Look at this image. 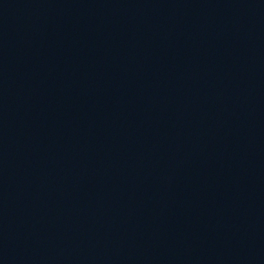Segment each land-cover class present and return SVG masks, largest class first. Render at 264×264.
Returning a JSON list of instances; mask_svg holds the SVG:
<instances>
[{"label": "water", "instance_id": "95a60500", "mask_svg": "<svg viewBox=\"0 0 264 264\" xmlns=\"http://www.w3.org/2000/svg\"><path fill=\"white\" fill-rule=\"evenodd\" d=\"M0 264H264V0H0Z\"/></svg>", "mask_w": 264, "mask_h": 264}]
</instances>
